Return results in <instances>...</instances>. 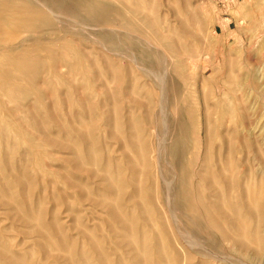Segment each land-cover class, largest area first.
Instances as JSON below:
<instances>
[{
    "label": "rangeland",
    "instance_id": "374dc122",
    "mask_svg": "<svg viewBox=\"0 0 264 264\" xmlns=\"http://www.w3.org/2000/svg\"><path fill=\"white\" fill-rule=\"evenodd\" d=\"M32 1L42 3V0H32ZM104 1L107 4H109V2H110L109 5L114 4V5H112L113 7L115 5L122 6V7L116 6V7H119L118 10H121V14H122L121 17H119L118 15L116 17H111L110 21L113 20L112 22L109 21L110 23L102 24L101 22L100 23H98L97 21L94 22L93 19L86 18L85 13H84L85 15L83 17L81 16V18H78L77 16H74L72 14H69V15L66 14V13H70V11L68 12L66 10V12H65L64 9L61 11L62 14L57 12V11L55 13V14H57L56 16H58L55 18L56 22L58 21V23L55 22L57 24L56 27H58L57 28L58 34H60V36H62L64 39H67L69 37L66 40V42L68 41V43L73 44L74 47H77V50L79 49L78 51H76V53H72V57H74L75 59H78L77 57L80 56L79 59H82L83 63H84L85 59H86V61H85L86 64L88 63L86 72L88 71L87 73L90 75H87V73H86L85 79L89 76L87 78L89 80V82H87L86 85H84L85 82H84L83 77H82V76H84V74L79 69H77L78 71H76V69H74V68L71 70V68L65 67L63 62L57 61L58 62L57 63L58 65L56 64L57 74L62 76L61 77L62 83L58 82L57 85L56 84L53 85V82L56 81L54 76L51 79L50 75L47 74L46 72H43V71H42V73L39 74V76L37 78L39 85L43 89L42 92H44V94H43V100L45 99L44 103L46 102L45 105L47 108H49V110H47V108L45 109V106L41 107L36 102L37 96L34 93H33L34 94L33 95L31 92H27L24 89L19 91L20 93H22V98H20L15 103L11 102V100H9V99H8L9 100L8 101L6 99V97H4L5 98L4 102L5 101L7 102V103L6 102L5 103L8 105V107L11 109H14V111L12 112V117H15V119H18V117H19L20 120L22 121V123H24V121L29 118L28 119L29 123H27V120H26L25 121L26 125H25V123H24V125H22L23 129L27 130L28 128L29 129L31 128L30 130H32L34 127L33 122L35 119H37V117H38V120L37 121L35 120V123L36 122L41 123L42 126H43V124L50 126V127L44 126V128L48 127L49 129L45 128V130H43V127H42V130L45 133L47 132L46 135L47 136L49 135L48 137L50 138V141L52 142V143L51 142L50 143L52 145L47 143V145H45L46 147H44V145H43L44 148L43 147L42 148L46 149L45 150L46 153L49 151L48 152L49 154L47 153L48 157H45L46 160L44 159L45 161H43V164L49 165L48 167H45L47 169L45 171L46 172L49 171L52 174L50 176L48 173V176H45V175H43V173H37L34 170L33 171H34L35 175L33 174V172L32 173L29 172L30 175L31 174L34 175V177H33V175L30 176L33 178V181H34V178H35V180L37 179L35 176H38V174H39L40 178H39V176H38V178L40 180L39 179L38 180L40 182H43L41 184L42 186L41 185L36 186L37 188L35 189L36 191H34V192L35 193L38 192L36 194L39 196V194H41V192L43 193V191H45V188L47 187V189H49V190L46 189L48 194H46L45 193L46 191H45L44 192L45 195L43 193V195H44L43 198L45 196H47V197H49V200L52 201V200H54L53 197L55 195H57V190L62 191L64 189L63 188L65 186L64 184L61 185V183H58L56 181L57 180L56 178H54L55 181L53 180V172L54 171L57 172V170L59 171L60 170L59 168H61V167L58 165L62 164V159L56 160V158H59V156L62 157L63 162H64V159H66L68 161L67 162L65 160V162H67L66 164L71 162L70 160L73 159V155H76V154H74L73 149L64 148L61 143L67 144L68 142L65 141L66 139H68L67 141H69V142H70V139H71V141H75L76 139H74V138H76L77 134H78L77 140L83 139V138L87 139V136L90 134H92V136L94 135L93 137L99 136L101 139L96 138V137H95V139L96 140L100 139V140H102V142H98L99 140H97V141L94 140V141L96 142V144H97V142L99 143L96 145L99 149L98 151H101L104 154L98 155L95 152V156H96L95 159H98L99 156H104V159H103V157H101L99 159L105 160L102 162L106 163L107 159H105L106 158L105 155H107L108 160H109V158L110 159L114 158L117 162H118L117 159H119V161L122 160V162L125 161L124 162L125 164H127V162H128L127 165H131L132 168H129L131 166H128L126 168L125 167L126 165L124 166V164L121 162L122 163L121 168L123 170L122 172L124 173V175H127V176L129 175V178H130L132 176V173H137L135 175L138 176V171H137L138 166L136 164L138 162L137 161L138 156L136 155L137 158L136 159L134 158V160H133V161H135L134 165L131 163L132 161L130 160V159H133L132 158L133 155H131L133 153L132 152L133 150H131V149L133 147H138L137 146L138 144H136V146H133L135 141H134V143L132 141H130V143H132V145L130 147L129 143L126 142V139H125V141L123 140V134L122 133L124 131H126L125 130L126 128H128V130H127L128 132L126 131V133H124V134H126V135L129 134L128 136L134 137L135 138L134 140H137L136 143H138L137 138L142 137V136H143L142 139L145 141V144L148 142V144H146V146H147L149 151L147 152L146 157H149L148 159H150V160H148V161H149L150 165L152 164L150 166V167H152V169L149 168L151 170L150 171L151 172V179L149 180V185L151 183V187L148 185L149 186L148 190L150 192V189H151L150 193L155 194L154 195L155 197H153L154 200H158L157 203H156V201H154V204L155 205L157 204L156 207L158 206L157 210H158V213L160 214V219L164 225V229L166 231H168L167 233L169 236H171L170 237L171 240H172V238H174L172 240L174 248H176L182 254L183 253H186V254L190 253L191 255H193V257H194L192 260L193 264H198V263L199 264H264V250H262L261 248H257V247H252L248 250L239 249V247L235 246L230 240L225 239L220 230H218V229L216 230V228H213L211 226L210 221H207L206 218L201 220V222H200L201 224H203L202 228H201L202 230H200V231L195 229L192 226V224H190L191 226L188 224L190 217L188 218V216H186L187 211L183 210V208H179L180 205H178V203L175 202V199L173 197V195H174V193L178 187V185L176 183L177 177L174 175L175 169L169 160L170 157L168 158V153L171 152L169 150H171V145H172V142L174 141V136L176 134L175 128H174L176 126L175 124H177L179 117H181L183 115L184 117H186L188 119V122H189L190 146L188 149L189 151L187 152L185 157H186V160H188V162L191 163L190 172L193 174L192 175L193 176V183H194L193 186H195V185H196L195 187L201 186L202 189L204 187L203 198L204 199L206 198L207 203L209 200V203H208L209 206L213 202L212 199L214 198V195H213L214 193H212L211 190L206 189V182L204 180L202 181V179L200 178L201 175H207L208 170L206 167H207V164L209 162H211L210 163L211 166H215V165L220 166L221 159L225 160L226 158H230L231 170L234 172L237 171V175L240 177V179L242 178L241 182H244V179H243L244 175L247 176V174H248L249 176H251L252 183L256 184L257 187H260V188L263 187L264 188V0H148V1L144 0V3L140 2V0L139 1L138 0H130L133 3L126 2L125 0L124 1L123 0H108V1L104 0ZM151 1L155 2L153 4V6H151L152 5ZM66 2H68V1L66 0ZM136 2H138L137 4L139 6L136 4ZM150 2H151V5H150ZM127 3L128 4L130 3L129 5H131V7L135 6V8H136L135 12L129 11L130 8H128V7H130V6ZM146 3H148V5ZM123 4H125V5H123ZM143 4H145V7ZM147 7H148V9H147ZM150 7H152V8H150ZM123 8H124V10L126 9L125 12H123ZM141 8H142V10H140ZM151 10H153V11L151 12ZM63 11H64V14H63ZM127 11L130 14L134 13V15H131V18H129L130 15H129V17L127 16V14H129ZM139 11H141V12H139ZM60 14L63 16H61ZM70 15H72V17L74 16V18L71 19ZM123 15H125V16L122 17ZM137 15H138V17L134 18ZM132 16H134V17H132ZM148 16H149V18H146ZM151 16H152V18H151ZM76 17L78 18V20ZM142 17H145V19H142ZM82 18H84L85 20H82ZM139 18L143 21H141ZM130 19H133V20H130ZM59 20H60V22H59ZM81 20L85 21V22H82ZM87 20L91 21V22L93 21V22L91 23V22H88ZM158 20H160V21H158ZM181 20L184 22L186 21L185 22L186 24H183V22ZM191 20H193V21H191ZM130 22H132V25ZM133 22H134V24H133ZM144 22H145V24H144ZM148 22H150L149 24L152 26H148L149 25ZM151 22H153V23H151ZM178 22H179V24H178ZM187 22H188V24H187ZM190 22H191V24H190ZM61 23L64 25L60 26V25H62ZM93 23H96V24H93ZM70 24L72 26L71 29L69 28V27H71ZM99 24H102V25L98 26ZM128 24H130L131 26ZM153 24H155L154 25L155 27L153 26ZM104 25H107V26H104ZM96 26L100 27L99 30H98V27L96 28ZM189 26L192 29V32L189 31V30H191V29H188ZM92 27L94 29H92ZM101 27H103V28H101ZM129 27H133V29H131ZM66 28H68L69 30H67ZM106 28L109 30H107ZM95 29H97V30H95ZM101 29H103L105 32L107 31V32H113V33H112V35H111V33H109L110 35L109 34L106 35L105 32ZM173 29H175V30H173ZM63 30H65V31H63ZM172 30H173V32H172ZM61 31L63 32V34L61 33ZM73 31H75L77 33L79 32L80 34L76 35V33ZM168 31H169V33H168ZM69 32H71V33H69ZM98 32H101V34ZM158 32H160L161 35H160V33L158 34ZM164 32H167L168 34H170V37H173L174 39L168 38L169 37L168 34L165 35L166 33H164ZM188 32H191V34L190 33L188 34ZM195 32H196V35H195ZM67 33H69L70 35ZM103 33L105 36H109V38H110V36H112L111 37V38H113L112 43H111L112 45L111 44L109 45V42L104 37ZM173 33H175L176 35L179 34V35H177L178 37L176 36L177 37L176 39L179 40L181 45L175 39V36H174L175 34L173 35ZM20 34L21 35L19 37H21V41H19V40L16 41V44H18L17 46H27L26 42H30L28 39L30 34L27 32H24V31L21 32ZM63 35H67L66 36L67 38ZM163 35H164V37H162ZM197 35H199V36L197 37ZM48 36H50V35H47V37ZM85 36H87V37H85ZM128 36H130V37L128 38ZM51 37H53L55 39V37H57V34H55V35L52 34ZM25 38H26V42L22 43V41ZM33 38H35V35H33ZM130 38H132L131 40L133 41L134 44L137 43V45H141L140 47H145V50L147 49L146 51H149L152 53H157L158 59L156 60L154 65H153V62L152 63L149 62V60L147 59L148 57L143 58V54L141 53V49H139V48L137 49L135 47V45L133 43H131ZM158 38H159V40H158ZM164 38H165V40H164ZM166 38H168V40ZM82 39L84 40V42ZM169 39H171V40H169ZM181 39H182V41H180ZM162 40H164V41H162ZM18 41L21 42V44H19ZM69 41H71V42H69ZM165 41L169 42V43L172 41L173 42L177 41L175 43H178V45L181 46L180 49L182 52L178 51V48H177L178 46L174 50H171L169 48L165 49L164 46L168 47V44H169V43H166ZM100 42L102 44L104 43V46L102 44H100ZM107 43H108V45H107ZM143 43H145V44H143ZM163 44H164V46H163ZM106 45H107V47H106ZM111 46H113V47H111ZM183 46H184V48H183ZM186 46H188V47H186ZM107 48H109V49L111 48L112 51L107 49ZM185 48L187 49L186 51H185ZM83 49H84L85 53H84ZM168 49L170 51H168ZM101 50H103V51H101ZM86 51L89 53H87ZM95 51H97V53ZM178 52H180L181 54L180 53L178 54ZM99 53H102V54H99ZM103 53H105L107 55V57L105 55L106 58L103 56L104 55ZM175 53L177 55H175ZM182 53H184V54H182ZM97 54H98V57H96ZM140 54H142V56ZM82 55H83V57H82ZM93 55H95V56H93ZM99 55H102L103 59H107L109 61L103 60L102 58H99ZM86 56L87 57L89 56V58H87ZM111 56H112V58H111ZM98 58L101 60V62ZM97 60L99 62H97ZM104 61H107L108 63L104 62ZM102 62L105 65H106V63H107V65H110L109 63L114 64V65H110V66H112L111 68L113 69V67L115 66L116 67L115 69H119V70H111L110 66L106 65L107 67H105V65ZM93 63L96 64V65H94L96 67L98 64V67L100 66L99 67L100 69L97 67L98 70H94L95 71L94 72L93 69H95L96 67L91 66V65H93ZM101 63H102V65H100ZM63 65H64V67H63ZM88 66H90V68H92V69H90ZM177 66L178 67L181 66V67L177 68ZM102 67H104L105 71L111 70V71H109L110 74L107 75V73L105 71H101V69H103ZM66 68H68V69H66ZM154 68H157L158 71H161V72H159L160 74H158V71ZM179 69H181V70H179ZM99 70L101 71V73H105V74H99L100 73ZM72 71H74V73ZM97 71H98V73H97ZM112 71L118 73L116 75V78L118 77L117 79L114 78L116 73H114ZM162 71H164V72H162ZM77 72H78V74H77ZM111 72H112V74H111ZM73 74H76L75 79H78V81L76 83L74 82L75 80L72 79V77H74ZM91 74H93V75H91ZM79 76L81 79L79 78ZM103 76L112 80L113 82L110 80H107ZM63 77L65 78V80ZM102 77L104 78V80H103L104 82L102 81V79H103ZM70 78H71V81H70ZM241 79H242V81H241ZM48 81L52 82V89H50L51 87H49V90L47 88ZM90 82H92V83H90ZM118 82H120V84H117ZM148 82L150 84H148ZM64 83H66V84H64ZM71 83H74V84H71ZM172 83L175 85H172ZM91 84H93V85H91ZM136 84H138V85H136ZM107 85L109 88H106ZM170 85L174 86V90L176 92H173L174 90L170 89V88H172V86H170ZM55 86H56V88H55ZM176 86L179 88L177 89ZM106 89L108 91L109 90L110 91L109 92L105 91ZM112 89H114V90H112ZM111 90H112V92L116 91L117 95L115 94V92L113 93V95H115V97L111 96L112 95ZM150 92L153 93L152 97L148 96ZM107 94H110V97ZM111 97H112V99H111ZM56 99L60 100V101H57ZM85 99H87V100H85ZM19 104L21 105V107H19L20 106ZM84 105H87V106H84ZM86 107L88 109H86ZM90 108H92V109H90ZM183 108H184V110L182 111L181 109H183ZM26 110H28L29 113L25 112ZM29 110L34 111V112H31ZM59 110H61V111H59ZM114 111L117 112V114ZM105 112H106V114H105ZM112 112H114V113H112ZM30 113H32V114H30ZM47 113H49L50 117H52L51 120H49V118H48L49 114H47ZM90 113H92V114H90ZM109 113H112V114H109ZM33 114H36L37 117L36 116L33 117ZM72 114H74V115L76 114L77 116L76 115L72 116ZM54 115H57L56 117L58 118V116H59L60 118L55 119L56 117L53 118ZM120 116L122 119L124 117H126V118H124L123 120L121 118H117ZM176 116H177V118H176ZM9 117H11V116H9ZM21 117H24L25 120H23V118H21ZM75 117L77 119L79 117V119H78L79 121L74 119ZM82 117H86V118H82ZM114 117L117 119H115ZM142 117H144V118H142ZM147 117L150 120H148ZM45 118H47V119H45ZM66 118L68 119V120H66L68 123L64 120ZM91 118L95 122H92L90 120ZM110 118L115 119V120H113V122H112V120H109ZM151 118H153V119L151 120ZM71 119L74 120L75 122L69 123V120H71ZM120 119H121V123L118 121ZM143 119H145L147 122H144ZM30 120L32 121L33 124H31ZM41 120H44L45 123H43V121H41ZM52 120H55V121L58 120V122H62V125H60V127H59V125L57 124L58 122L56 123L55 121H52ZM81 120H84V122L83 121L81 122L83 125L80 123ZM133 120H135V121H133ZM139 120L141 122H139ZM49 121H50V123H49ZM116 121H118L116 124V125H118L117 127L121 126L120 128H118L119 131H116L118 129L112 128V127L117 128L115 125H113L114 122L116 123ZM126 121L130 123L131 127L128 124H126L127 123ZM142 121H143V123H142ZM52 122H54V123L52 124ZM85 122H87L88 124L90 123V124L88 125ZM101 122H103V123H101ZM174 122H175V124H174ZM76 123H78V124H76ZM118 123H120L121 125H119ZM124 123L126 125H124ZM91 124H92V126H91ZM101 124H103V126ZM144 124H146V125H144ZM31 125H32V127H31ZM94 125L99 129L93 128ZM24 126H26L27 128ZM51 126H52V128H51ZM55 126H57V127H55ZM122 126H125V127L122 128ZM78 127L80 128V130L78 129ZM75 128H77L78 132H81L82 129L85 130V132L82 131L81 135L79 136V133H77V131H75V133H73V129L75 130ZM84 128H86L88 130L91 128H93V129H91L90 131H88V130L86 131V129H84ZM61 129L63 130V132ZM122 129H123V132H122ZM46 130H48V131H46ZM94 130H95V132H94ZM97 130H99L101 133L97 134V132H98ZM172 130H174V132ZM59 131H61V133H58ZM70 131H72V132H70ZM208 131H210L211 133ZM48 132H50V134H48ZM83 132L85 133V136H84ZM108 132H111V133H108ZM114 132L119 134V135L115 134ZM120 132H121V134H120ZM135 132H141L142 134H138L139 135L138 136L137 133H135ZM172 132L174 133V136H173ZM57 133L59 134V137H57L58 136ZM133 133H135V134H133ZM208 133H209V137L206 135ZM55 135H56L57 139H56ZM63 135H65V136H63ZM52 136H54V137H52ZM73 136H75V137H73ZM101 136H103V137H101ZM135 136H137V137H135ZM64 137H67V138L65 139ZM14 138H15L14 136L13 137L10 136V139H11L10 144H12V146H14L13 144H15V146L21 144V146L19 145V147L18 146L16 147L17 149L16 148L14 149L15 151L17 150L14 153L17 156H15V158H13V159H15V161L17 159L18 162L20 160L23 161V157H25L23 152L26 151L27 149H25V147H22V146L25 145L26 143L23 141H22L23 143H19L20 141L16 142L18 139H14ZM58 138H60V141ZM207 138H209V142H206ZM210 138H212V139H210ZM110 139H111V141H110ZM120 140H121V142H119ZM122 140L124 141V143H122ZM37 141L40 142V140H37ZM103 143H104V145H102ZM117 143H119V144H117ZM40 144H41V142H40ZM120 145H121L122 150H120L121 149ZM25 146L27 147V145H25ZM49 146H50V148H49ZM122 146H124V148ZM20 147H22L23 149ZM110 147H111V149H109ZM19 148L22 149V153H21V150ZM100 149H103V150H100ZM123 149H125V150L127 149L126 150L127 152L125 150L123 151ZM19 150H20V154L22 156L16 154V153H19ZM111 150H113V151H111ZM120 151L125 152L126 154L125 153L124 154L126 157L123 156L124 154L121 155ZM206 151L209 153H215V154L218 152L219 153V161L213 160L212 157H211L210 161H208V157H206V153H207ZM101 152H99V154H101ZM14 154L12 153L13 157H14ZM92 154H94V152ZM92 154L90 155L91 159H93V157H94V155H92ZM115 155H116V157H115ZM127 155L130 158H128ZM129 155H131V156H129ZM169 156H170V154H169ZM19 157H22V158H19ZM25 159L27 160V157L24 158V160ZM121 163L118 162L119 165H121ZM23 164H26V162L23 161ZM69 165H71V164H69ZM134 166L136 168V170H135L136 172L132 170L134 168ZM124 169H125V171L128 169L126 171V174H125ZM97 171H99V170H95V172H97ZM35 172L37 173V175ZM69 172L71 175L69 174ZM72 172H73V170L68 169V173L66 172V175L69 174L70 176H72L74 174V172L73 173ZM127 173H129V174H127ZM130 173H131V175H130ZM152 173H153V175H152ZM74 175L79 177V182L81 180H83V182L81 181L82 183H85L87 181L85 175H80V176H78L77 174H74ZM43 176H45V177H43ZM137 176L134 177L137 179V181L134 184L136 187H138L137 186L138 182H139L138 179L140 178V176H139V178ZM94 179H95V181H94ZM38 180H37V184H40ZM45 181H46V183H45ZM92 181H94L93 183H95V184H93ZM92 181L88 180V182H87L89 184V186L92 187V189L96 188V190H97L98 188H100V189L102 188V187H99V185L102 186L101 185L102 183L97 184V183L101 182V181H99L98 177H94ZM97 181H99V182H97ZM91 183L94 185V187ZM195 183H197V184H195ZM45 184H46V186H43ZM142 184L143 185L139 184V187L145 186L144 182ZM55 185L58 188H56ZM129 185L130 184L128 183L127 189H131L130 188L131 186L129 187ZM41 187H44V189ZM39 188H41V189H39ZM37 189H39L41 192ZM100 189H98V190H100ZM152 189H154V190L152 191ZM64 190H66V189H64ZM127 191H124L125 195H127V194L129 195L130 190L128 192ZM83 193H86V194H84L86 199L84 200L85 202L84 201L82 202L83 205H82V203L81 204L76 203L75 206L68 205V206H66L67 208L65 206H62V207L59 206L61 209L60 208L57 209V206H55V202H53V201L52 202L47 201L49 203L46 202V205L43 204L44 207L46 206V208H48V207H49V209L51 208L50 215H52L56 210H58V211H56V216H58L57 219L60 220L61 222H63L62 221L63 219L65 220L64 224L67 223L65 225V228L67 230H69L68 231L69 235L70 236L74 235L73 237L81 238V239H82L81 233H80L81 228H83L84 226L93 227V228H96L97 226H99L101 224V222L104 221L103 219H105V217H106L105 210L104 211L102 210V209H104L103 206H105V204H109V205L114 206V203H115L112 200L109 201L108 199H107V201L106 200L104 201L103 198L99 199L100 197L93 196L92 194L90 196V200H88L87 199L88 196H86V195H88L87 194L88 191L87 192L83 191ZM237 193H239V194H237ZM235 194H236V196H239V195L241 196L244 194L246 195V193H244L241 189L236 191ZM13 195L14 194L10 195L11 199H12V197H13V199H15L17 197V194L15 195V198ZM156 195L158 197H156ZM50 196L53 199H50ZM94 197H96V198H94ZM124 197H126V196H124ZM71 198L72 197L69 198V200H70L69 204H72ZM155 198H158V199H155ZM2 200L3 199H1V201ZM260 200L261 199H259L257 201L258 203L256 202L257 205L264 203V199H262L261 201ZM1 201H0V206H3V208L0 207V215L3 214L4 216H6L9 214L8 217L10 220L8 219V217L6 218L3 215L0 216V220L2 221V223L0 224V227L1 228L8 227L5 229L10 231L11 233H14L12 235L8 231L4 232L7 236L3 233V235H5V237L9 236L8 239L10 238L9 239L11 241L10 245H9V247L11 246L10 249L15 247L20 252H22L23 249H24L23 252L32 250L31 247L34 246V243H29V241L34 242V240L37 238V236L34 239V237H35L34 234H31L30 231L25 232L27 230L26 227H28V226H26L25 223L23 224V222L20 220V218L13 211H11L10 209L5 207L4 204L6 201H3L4 204ZM95 201L96 202L98 201V203H95ZM102 201H104V202H102ZM89 202H91V203H89ZM37 204H39V203H37ZM48 204H49V206H48ZM96 205H97V207H96ZM69 206H72L73 208L69 207ZM63 207L65 208V210H67V213ZM88 207H90V208H88ZM52 209H54V210H52ZM71 209L72 210L74 209V210L72 211ZM4 210L5 211L7 210V211L5 212ZM88 210H90V211H88ZM68 211L70 213H68ZM83 211H85V212H83ZM94 211L97 212V214ZM61 212H63V213H61ZM72 212L73 213L79 212L81 214L80 216L83 219L81 217L80 218H74V216H73L74 214H71ZM82 213H83V215H82ZM182 213H184V214H182ZM205 213L207 214V212H205ZM13 214H15V215H13ZM94 214H96L98 216H96ZM217 214H218V216H217ZM50 215H48V217H47L48 220L52 218V216H50ZM64 215H66V216H64ZM220 216L221 215H219V213L215 214L216 218H220ZM1 217H2V219H1ZM68 217H70V218H68ZM100 218H102V219H100ZM67 219L69 221H71V223H69ZM3 220H4V223H3ZM87 220H89V221H87ZM185 221H188V222H185ZM14 222H17V223H14ZM80 222H82V223H80ZM10 223H11L12 227L10 226ZM76 223H78V224H76ZM83 223H84V226L81 225ZM93 223L96 224V226ZM13 224H16L17 227H16V225L13 227ZM77 225L80 226L78 229L76 227ZM18 226L21 228H19ZM22 226L24 227V229H22ZM68 227H69V229H68ZM190 227H192V228L190 229ZM9 228L11 230H9ZM105 228L107 230L101 228L102 230L100 229L99 233H103V235L104 234L106 235L108 232V227L106 226ZM77 231H79V232H77ZM73 232H75V233H73ZM21 233H23V234H21ZM24 233H26V234H24ZM16 235L19 238L16 237ZM19 235H21V236H19ZM24 235H25L26 240L24 238ZM27 235H29V236H27ZM33 235H34V237H33ZM26 236L29 238H27ZM30 236H32V237H30ZM106 236H108V235H106ZM110 236H111V238H110ZM113 236H115V237H113ZM13 238H14V240H13ZM20 238H21V240H20ZM206 238H208V239H206ZM16 239H17V241H16ZM108 239H110L111 241ZM21 242H23V243H21ZM26 242H27V246L25 245ZM115 242L117 243V245ZM120 242L123 243V236L122 235L114 234V235H109L108 237H106V243H108V245L110 247L111 246L114 247L116 245V246H118V249L121 250ZM211 242H214V245L211 244ZM17 243H19V245ZM118 249H116L115 252H116V254H118L117 256H120V254L118 253V252H120V250H118ZM122 249L123 250H121V252H120L121 255L124 253L122 251L126 250V249L124 250V248H122ZM47 251L49 252V249H47ZM50 251H51V249H50ZM30 252L31 251H29L30 258L34 259L35 256L38 257L37 251L33 250V252H31V253ZM195 252L199 253L201 257L200 256L197 257ZM125 253H126V251H125ZM33 254H35V256ZM205 254L206 255L208 254L209 257L206 256ZM217 255H219V256H217ZM63 264H64V262H63Z\"/></svg>",
    "mask_w": 264,
    "mask_h": 264
},
{
    "label": "bare ground",
    "instance_id": "6f19581e",
    "mask_svg": "<svg viewBox=\"0 0 264 264\" xmlns=\"http://www.w3.org/2000/svg\"><path fill=\"white\" fill-rule=\"evenodd\" d=\"M67 1L68 2H66V0H42V3H41V2H34L32 0H0V201H1V199H3L1 201L3 204H4L3 201H6L4 204L5 207L10 209L11 211H13L20 218V220L23 222V224L25 223V225L28 226V227H26L27 230L25 232L30 231L31 234H34L35 235V237L33 235L34 239L37 236V238L34 240V242L29 241V243H34V246L31 247L32 250H29V249L28 250L31 252H33V250L38 252V257L35 256V254H33L35 256V258L37 257L36 259L35 258L33 259V258H30L29 251L23 252L24 251V249H23V251H22L23 253H22L18 249H16L15 247L10 249V247H11V246L9 247L10 242H11L9 240L10 238L8 239L9 236L5 237L6 234L4 233V232L8 231L5 229L8 227H5V228L0 227V264H63V262H64V264H193L192 263V260L194 258L193 255H191L190 253H188V254L183 253L182 254V253H180V251H178L176 248H174L173 241H172L174 238H172V240H171L170 239L171 236H169L167 233L168 231H166L164 229V225L160 219V214L158 213V210H157L158 206L156 207L157 204L156 205L154 204V201H156V203H157L158 200H154L153 197H155L154 196L155 194L150 193L151 189H150V192L148 190L149 186L151 187V183L149 185V180L151 179V172H150L151 170L150 169H152V167H150L152 164L150 165V163L148 161L150 159H148L149 157H146L147 152L149 151L147 146H146V144H148V142L145 144V141L142 139L143 138V136H142V137L137 138L138 143H136L137 140H134L135 139L134 137L128 136L129 134L128 135L124 134V133H126L128 128H126L125 129L126 131H124V132L122 129L123 140L125 141V139H126V142L129 143L130 147L132 145V143H130V141H132L133 143L135 141L133 146H136V144H138L137 145L138 147L132 146L134 148V149L133 148L131 149V150H133L132 151L133 153L131 154V155H133V157H132L133 159H130L132 161L131 163L134 165L135 161H133V160H134V158L135 159L137 158L136 155L138 156V160H137L138 162L136 161L137 162L136 164L138 166V170H137L138 176L135 175L137 173H132V176L130 178H129V175L128 176L124 175V173L122 172L123 170L121 168L122 163L124 164V166L126 165L125 166L126 168L128 166H131V165H127L128 162H127V164H125L124 163L125 161L122 162V160L119 161V159H117L119 163L122 162L121 165H119L118 162L114 158H112V159L109 158V160H108L107 155H105L106 156L105 159H107L106 163L102 162V161H105V160H103L104 156H99L98 159H95L96 158L95 152L98 155L104 154L101 151H98L99 149L96 146L97 144H99L98 142H102V140H100L101 138L99 136L98 137L95 136L96 138H100V139H97V140H99L97 142V144L95 142L97 140L95 139V137H93L94 135L92 136V134L88 135L87 139L83 138V139H79V140H77L78 139L77 138L78 134H77L76 138H74L77 141L76 140L71 141V139H70V142L67 141L68 140V139H66L67 137H64L66 139V140L65 139L64 140L68 143L67 144L61 143L64 148L73 149L74 154H76V155H73V159H71L70 160L71 162H69L68 164H66L68 162L66 159H64V162H63L62 157L59 156V158H56V160L62 159V164L61 165L57 164L61 168H59L60 169L59 171L57 170V172L56 171L53 172V180H54V178H56L57 179L56 181L58 183H61V185L64 184L65 186L64 187L62 186V187L64 189H66V190L61 189L62 191L57 190V195L54 194L55 195L53 197L54 200H52V201L55 202V206H57V209H59L62 206H65V207L68 205L75 206L76 203L81 204L86 199L85 195H84L86 193H83V191H86V192L88 191V193H87L88 195H86V196H88V198H87L88 200H90V196L92 194L93 196L100 197L99 199L103 198L104 201L105 200L107 201V199H108L109 201L112 200L113 202H115L114 206L109 205V204H105V206H103L104 209H102V210L103 211L105 210L106 217L104 216L105 217V219H103L104 221L101 222V224L99 226H97L96 228L84 226V223L81 224L82 226H84L83 228H81V232H80L82 239L73 237L74 235L73 236L69 235V232H68L69 230H67L65 228V225L67 224V223L64 224L65 220L63 219L62 220L63 222H61L60 220L57 219L58 216H56V211H58V210H56L52 215H50L51 208L49 209V207L46 208V206L45 207L43 206V204L46 205L47 201H50L49 197H47V196H45L43 198L45 193L48 194L47 190H49V189H47V187L45 188L46 192L43 191V193L45 192L44 195L39 190L41 188L44 189V187L37 189L41 192L42 195L39 194V196H38L36 194L38 192H36V193L34 192V191H36L35 190L37 188L36 186L37 185L40 186L43 183V182L39 181L40 180L39 174H38L39 178H38V176H35L37 179L35 180V178H34V181H33V178L30 176L34 174V171H36L37 173H43V175H45V176H48V173L50 176L52 174L49 171L48 172L45 171V170H47L45 167H48L49 165L46 164L47 165L46 166L43 164V161L46 160L45 157H48L47 153L49 152L48 151L46 153V151H45L46 149H43V148L46 147L45 145H47V143L48 144L52 143L50 141V138L48 137L49 135L48 136L46 135L47 132L45 133L43 131V130H45V128L49 129L48 127L44 128V126H49V125L43 124V126H42L41 123H37V122L35 123V120L37 121L38 117L36 114H33V117H35V116L37 117V119H35L33 122L34 124L30 120L31 124L34 125L33 129L32 130H30L31 128L30 129L28 128L27 130L23 129L22 125H24V123L26 125V122H25L26 120H27V123H29L28 122L29 118L25 120L24 117H21V118H23V120H25L24 123H22V121L20 120L19 117H18V119H15V117H12V112L14 111V109H11L8 107V105L6 104L7 102L6 101H5L6 103L4 102V100H5L4 97H6L7 100L9 99V100H11V102L15 103L20 98H22V93H20L19 91L24 89L27 92H31L32 94L34 93L37 96L36 102L41 107L45 106V109H46L47 108L45 105L46 102L44 103L45 99L43 100L44 92H42L43 89L39 85L37 78H38L39 74L42 73V71L46 72L47 74L50 75L51 79L54 76L56 81L53 82V85H55V84L57 85L58 82H61V77H62V76L57 74L56 64L60 61L63 62L65 67L71 68V70L74 68V69H76V71H78L77 69H79L84 74V76H82L83 80L85 82L84 85H86V83L89 82V80L87 79L89 76L85 79L86 73L88 72V71L86 72L87 65H88V63L86 64V62H85L86 59L83 63V60L79 59L80 56L77 57L78 59H75L74 57H72V53H76V51H78L79 49L77 50V47H74L73 44L68 43V41L66 42V40L69 38V37L68 38L66 37L67 35H63L67 38V39H64L62 36H60V34H58V29H57L58 27H56V25H57L56 23H58V21L56 22V20H55V18L58 17V16H56L57 14H55L56 11L62 14L61 11L64 9L65 12H66V10L68 12L70 11V13H66V14H68V15L72 14L74 16H77L78 18H81V16L83 17L86 14V18L93 19L94 22L97 21L98 23L101 22L102 24H107V23L112 22L113 20L110 21L111 17H116L117 15L119 17H121V15H122L121 10H118L119 7H116V6H120V5H115L113 7L112 5H114V4L109 5L110 2H109V4H107V3H105L104 0H67ZM125 1L131 2L130 0L129 1L125 0ZM140 2L144 3V0H140ZM151 2H150V5H151ZM131 3H133V2H131ZM137 3L138 2H136V4ZM154 3L155 2H152L151 6H153ZM146 4L148 5V3H146ZM123 5H125V4H123ZM143 5L145 7V4H143ZM129 6H130V7H128V8H130L129 11L135 12V10H136L135 6L134 7L133 6L131 7V5H129ZM120 7H122V6H120ZM148 7H147V9H148ZM150 8H152V7H150ZM140 10H142V8ZM125 11H126V9L124 10V8H123V12H125ZM152 11L153 10H151V12ZM139 12H141V11H139ZM63 14H64V11H63ZM72 15H70L71 19L74 18V16L72 17ZM129 15H130V17H129ZM131 15H134V13L133 14H130V13L127 14V16L129 18H131ZM138 15L136 17H134V16H132V17L137 18ZM61 16H63V15H61ZM124 16L125 15H123L122 17H124ZM149 16L146 18H149ZM78 18H77V20H78ZM151 18H152V16H151ZM142 19H145V17H142ZM82 20H85V19L82 18ZM130 20H133V19H130ZM141 21H143V20H141ZM158 21H160V20H158ZM191 21H193V20H191ZM59 22H60V20H59ZM82 22H85V21H82ZM88 22H91V21H88ZM182 22H183V24H186L185 23L186 21L185 22L182 21ZM130 23L132 25V22H130ZM149 23L150 22H148V24ZM151 23H153V22H151ZM93 24H96V23H93ZM102 24H99L98 26H100ZM133 24H134V22H133ZM144 24H145V22H144ZM178 24H179V22H178ZM187 24H188V22H187ZM190 24H191V22H190ZM63 25L64 24H62L60 26H63ZM128 25H130V24H128ZM154 25L155 24H153V26ZM70 26H71V24H70ZM98 26H96V28ZM104 26H107V25H104ZM148 26H152V25L149 24ZM69 28L71 29L72 26ZM99 28L100 27H98V30H99ZM101 28H103V27H101ZM129 28L133 29V27H129ZM66 29L69 30L68 28H66ZM92 29H94V28L92 27ZM188 29H191L190 26ZM95 30H97V29H95ZM101 30H103V29H101ZM107 30H109V29H107ZM173 30H175V29H173ZM173 30H172V32H173ZM23 31L30 34L28 37L30 42H26V38H25L22 41V43L26 42L27 46H17L18 44H16V41L17 40L21 41V37H19V36L21 35L20 33ZM63 31H65V30H63ZM75 31H73V32H75ZM189 31L192 32V29ZM71 32H69V33H71ZM106 32H105L106 35L109 33H111V35H112V33H113V32H107V33ZM191 32H188V34L189 33L191 34ZM61 33L63 34L62 31H61ZM69 33H67V34H69ZM75 33H76V35L80 34L79 32L78 33L75 32ZM98 33L101 34V32H98ZM159 33L160 32H158V34ZM164 33H166L165 35H167L169 33V31H168V33L167 32H164ZM52 34H54V35L57 34V37H55V39H54L53 37H51ZM174 34L175 33H173V35ZM33 35H35V38H33ZM47 35H50V36L47 37ZM103 35H104V33H103ZM160 35H161V33H160ZM177 35H179V34H177ZM177 35L176 34L174 35L175 39L178 37ZM195 35H196V32H195ZM168 36H167L168 38H173V37H170V34H168ZM198 36L199 35H197V37ZM85 37H87V36H85ZM104 37L108 40L109 45H110L112 43V39H113V38H111L112 36H110V38H109V36L104 35ZM129 37L130 36H128V38ZM162 37H164V35ZM168 38H166V39L168 40ZM131 39L132 38H130V40ZM158 40H159V38H158ZM164 40H165V38H164ZM164 40H162V41H164ZM169 40H171V39H169ZM173 41L170 43L165 41L166 43H169V44H168V47H165L163 44L164 48L165 49L169 48L171 50H174L178 46L177 47L178 51H181V49H180L181 43L179 42V40H177V41L179 42L180 45H178V43H175L177 41H175V42H173ZM180 41H182V39ZM69 42H71V41H69ZM83 42H84V40H83ZM131 43H133L132 40H131ZM19 44H21V42H19ZM100 44H102V43L100 42ZM143 44H145V43H143ZM102 45L104 46V43ZM107 45H108V43H107ZM107 45H106V47H107ZM134 45L137 49L138 48L141 49V53L143 54V58L148 57L147 59L149 60V62L150 63L153 62V65H154V63L158 59L157 53H152V52L146 51L147 49L145 50V47H140L141 45H137V43ZM188 46H186V47H188ZM111 47H113V46H111ZM183 48H184V46H183ZM107 49H109V48H107ZM169 49H168V51H170ZM109 50H111V48ZM186 50L187 49L185 48V51ZM83 51H84V49H83ZM101 51H103V50H101ZM95 52L97 53V51H95ZM84 53H85V51H84ZM87 53H89V52H87ZM179 53L180 52H178V54ZM99 54H102V53H99ZM103 54H104L103 56L105 57L106 54L105 53H103ZM142 54H140V55L142 56ZM182 54H184V53H182ZM175 55H177V54L175 53ZM93 56H95V55H93ZM82 57H83V55H82ZM96 57H98V54ZM106 57H107V55H106ZM87 58H89V56ZM99 58L103 59L102 55H99ZM111 58H112V56H111ZM103 60H107V59H103ZM107 61H109V60H107ZM107 61H104V62H107ZM97 62H99V61L97 60ZM100 62H101V60H100ZM102 63L100 65H102ZM107 63H106V65H107ZM109 64L114 65L111 63H109ZM64 65H63V67H64ZM94 65H96V64L93 63V65H91V66H94ZM106 65H105V67L110 66V65H107V66ZM88 67L90 68V66H88ZM94 67H96V66H94ZM97 67H98V64H97ZM111 67L112 66H110V68ZM179 67H181V66H179ZM179 67L177 66V68H179ZM68 68H66V69H68ZM96 68L93 69V71L98 70V68L97 69ZM102 68L103 69H101V71H105L104 67H102ZM115 68L116 67L114 66L113 69L111 68V70H119V69H115ZM90 69H92V68H90ZM154 69L157 70V68H154ZM111 70H109V71H111ZM179 70H181V69H179ZM74 71H72V72L74 73ZM101 71L99 74H105V73H101ZM109 71L108 70L105 71L107 73V75L110 74ZM112 72H114V71H112ZM112 72H111V74H112ZM159 72H161V71H158V74H160ZM162 72H164V71H162ZM97 73H98V71H97ZM114 73H116L115 77H114V78H116V75L118 73L117 72H114ZM77 74H78V72H77ZM73 75H74V77H72V79H74L75 80L74 82L76 83L78 81V79H75L76 74H73ZM87 75H90V74L87 73ZM91 75H93V74H91ZM80 76H79V78H80ZM103 77H105V76H103ZM106 79L110 80L108 78H106ZM64 80H65V78H64ZM103 80H104V78L102 79V81ZM70 81H71V78H70ZM110 81H112V80H110ZM241 81H242V79H241ZM90 83H92V82H90ZM64 84H66V83H64ZM71 84H74V83H71ZM117 84H120V82H118ZM148 84H150V83L148 82ZM91 85H93V84H91ZM136 85H138V84H136ZM172 85H175V84L172 83ZM172 85H170V86H172ZM49 87H51L50 89H52V82L48 81V83H47L48 90H49ZM55 88H56V86H55ZM106 88H109L108 85L106 86ZM178 88L179 87H177V89ZM170 89L174 90V86H172V88H170ZM112 90H114V89H112ZM112 90H111V94H112L111 96L115 97V95H113V93L115 92V94H116V91L112 92ZM105 91H108V90L106 89ZM152 92H150L148 96L152 97L153 96ZM173 92H176V91L174 90ZM107 95H109V97H110V94H107ZM112 97H111V99H112ZM85 100H87V99H85ZM57 101H60V100H57ZM84 106H87V105H84ZM19 107H21V105ZM92 108H90V109H92ZM86 109H88V108L86 107ZM47 110H49V108H47ZM181 110L183 111L184 108ZM29 111H31V110H29ZM59 111H61V110H59ZM25 112H28V110H26ZM31 112H34V111H31ZM114 112H112V113H114ZM112 113H109V114H112ZM115 113L117 114V112H115ZM30 114H32V113H30ZM47 114H49V113H47ZM90 114H92V113H90ZM105 114H106V112H105ZM75 115L72 114V116H75ZM9 116H11V117H9ZM56 116L57 115H54L53 118H55ZM48 118H49V120L52 119V117H50V114H49ZM58 118H60V117L58 116ZM58 118L56 117L55 119H58ZM82 118H86V117H82ZM117 118H121V116L117 117ZM117 118H115V119H117ZM124 118H126V117H124ZM142 118H144V117H142ZM176 118H177V116H176ZM45 119H47V118H45ZM74 119L78 120L79 117H78V119L76 117ZM115 119L110 118L109 120H112V122H113V120H115ZM121 119L118 120L120 123H121ZM152 119L153 118H151V120ZM64 120L66 121L68 119L66 118ZM84 120H81L80 123L82 121L84 122ZM90 120L92 122H95L92 120V118ZM148 120H150V119L148 118ZM41 121H43V123H45L44 120H41ZM52 121H55V120H52ZM118 121H116V123L114 122V124L113 123L112 124L117 127L118 125H116V124ZM133 121H135V120H133ZM143 121L147 122L145 119H143ZM143 121H142V123H143ZM55 122L57 123L58 120ZM70 122L73 123L75 121L71 119V120H69V123ZM139 122H141V121L139 120ZM49 123H50V121H49ZM53 123L54 122H52V124ZM85 123L88 124L87 122H85ZM101 123H103V122H101ZM120 123H118V124L121 125ZM125 123H124V125L128 124L131 127L129 122H127L126 124ZM57 124L60 127V125H62V122H58ZM76 124H78V123H76ZM174 124H175V122H174ZM101 125L103 126V124H101ZM144 125H146V124H144ZM175 125L176 126L174 128H175L176 134L174 136V133H173L174 130H172L173 131L172 133L174 136V141L172 142L171 150H169L171 152L168 153V158L170 157L169 160L175 169L174 175L177 177L176 183L178 185L177 190L175 191L173 197L175 199V202H177L178 205L181 206V207L179 206V208H183V210L187 211V213L185 212L186 216H188V218L190 217L188 224L189 225L192 224V226L195 229L200 231V230H202L201 228L203 225L200 222H201V220L206 218L207 221H210L211 226L213 228H216V230L217 229L220 230L222 232L223 237L225 239L230 240L235 246H238L239 249L248 250L252 247H257V248H261L262 250H264V203H261L260 205L256 204V202L259 199H261V200L264 199V188L263 187H261V188L257 187L256 184L252 183L251 176H249L247 173H246L247 176L244 175V178H243L244 182H241L242 178L240 179V177L237 175V171L234 172L231 170L230 158H226L225 160L221 159L220 166H217V165L211 166V164H210L211 162H209L207 164V167H206L208 170L207 175H201L200 178L202 179V181L204 180L206 182V189L211 190L212 193H214L213 194L214 198L212 199L213 202L210 204V206H211L210 207L208 205L209 200L207 203L206 198L205 199L203 198L204 187L202 189L201 186L200 187H195L196 185L193 186V184H194L193 183V176H192L193 174L190 172L191 163H189L185 157L187 152L189 151L188 149L190 146V134H189L188 119L182 115L181 117H179L177 124H175ZM57 126H55V127H57ZM91 126H92V124H91ZM94 126H93V128L99 129L96 126L95 127ZM24 127H26V126H24ZM31 127H32V125H31ZM42 127H43V130H42ZM120 127H117V128L112 127V128L118 129ZM123 127H125V126H122V128ZM51 128H52V126H51ZM93 128H91V129H93ZM78 129L80 130L79 127H78ZM84 129H86V128H84ZM91 129H89V130L86 129V131L87 130L90 131ZM46 131H48V130H46ZM75 131H77V128H75V130L73 129V133H75ZM82 131L85 132V130H83V129H82ZM97 131H98L97 134L101 133L99 130H97ZM116 131H119V129ZM62 132H63V130H62ZM70 132H72V131H70ZM81 132L77 131V133H79V136L81 135ZM84 132H83V134L85 136ZM94 132H95V130H94ZM208 132H210V131H208ZM58 133H61V131H59ZM108 133H111V132H108ZM135 133H137V135L142 134L141 132H135ZM135 133H133V134H135ZM48 134H50V132H48ZM115 134H117V133H115ZM120 134H121V132H120ZM117 135H119V134H117ZM206 135L209 137V133ZM10 136L11 137L14 136L15 137L14 139H18L17 141L15 140L16 142L20 141L19 143H23V142L26 143L25 145H27V147L22 144L23 145L22 147H25V149H27L26 151L23 150L24 151L23 153L25 156V157H23V161H25L26 164H23L22 160H20L18 162L17 159H16V161H15V159H13V158H15V156H17L14 154L17 150L15 151L14 149L17 146L19 147V145L21 146V144L18 143L19 145H17V146H15V144H13L14 146H12V144H10L11 143ZM63 136H65V135H63ZM52 137H54V136H52ZM55 137H56V135H55ZM57 137H59V134ZM57 137H56V139H57ZM73 137H75V136H73ZM101 137H103V136H101ZM135 137H137V136H135ZM60 138H58L59 141H60ZM210 139H212V138H210ZM37 140H40L41 144ZM123 140H122V143H124ZM110 141H111V139H110ZM119 142H121V140ZM206 142H209V138H207ZM117 144H119V143H117ZM43 145H44V147H43ZM102 145H104V143ZM22 147H20V148H22ZM122 147L124 148V146H122ZM49 148H50V146H49ZM120 148H121V145H120ZM22 149H20L21 153H22ZM109 149H111V147ZM20 150H19V153H16V154L22 156L20 154ZM100 150H103V149H100ZM113 150H111V151H113ZM120 150H122V148ZM124 150L125 149H123V151ZM93 152H94V154H92ZM99 152H101V154H99ZM12 153L14 154V157L12 156ZM120 153L122 155L125 152L120 151ZM217 153L215 154V153L207 152L206 157H208V161H210L211 157L213 158V160L219 161V153L218 154ZM91 154L94 155L93 159L90 158ZM125 154L123 156H125ZM169 154H170V156H169ZM131 155H129V156H131ZM26 157H27V160L26 159L24 160V158H26ZM101 157H103L102 160L99 159ZM115 157H116V155H115ZM127 157H128V155H127ZM19 158H22V157H19ZM128 158H130V157H128ZM65 160L67 162H65ZM69 164H71V165H69ZM129 168H132V166ZM134 168H135V166H134ZM134 168L132 169L133 171L136 170V168L135 169ZM68 169L73 170L74 174H77L78 176L85 175L87 181L85 183H82L83 180H81L82 182L81 181L79 182V177H77L74 174L72 176H70L71 175L70 172H69L70 175L69 174L66 175V172L68 173ZM95 170H99V171L95 172ZM124 171H125V169H124ZM126 171H125V174H126ZM29 172H31V173L33 172V174L30 175ZM37 173H36V175H37ZM127 174H129V173H127ZM34 175H33V177H34ZM130 175H131V173H130ZM152 175H153V173H152ZM45 176H43V177H45ZM136 176L138 178L140 176V178L138 179L139 180L138 185L136 184L138 187H136L134 185L135 182L137 181V179L134 178ZM94 177H98L99 181H101V182L97 181V182H99V183L96 182L97 184L102 183L101 184L102 186L99 185V187H102V188L101 189L98 188L100 190H98V189L96 190V188L92 189V187L89 186V184L87 183L88 180L92 181ZM37 180L39 181L40 184H37ZM46 181H45V183H46ZM94 181H95V179H94ZM94 181H92V183ZM143 182L145 185L144 187L141 186V185H143L142 184ZM128 183L130 184L129 187L131 186L130 187L131 189H127ZM93 184H95V183H93ZM139 184H141L140 185L141 187H139ZM195 184H197V183H195ZM56 185H55V187H56ZM43 186H46V184ZM93 187H94V185H93ZM56 188H58V187H56ZM240 189L244 193H246V195L244 194L241 196L240 195L236 196L235 192L240 190ZM127 190L128 191L130 190L129 195L124 194V191H127ZM153 190L154 189H152V191ZM12 194H14L13 195L14 198H15V195L17 194V197L15 199H13V197H12V199H11L10 195H12ZM237 194H239V193H237ZM51 196H50V199H53V198H51ZM124 196H126V197L128 196V197L126 198ZM70 197H72L71 198L72 204H69V201H70L69 198ZM96 197H94V198H96ZM156 197H158V196L156 195ZM155 199H158V198H155ZM52 201H50V202H52ZM104 201H102V202H104ZM37 203H39V204H37ZM47 203H49V202H47ZM89 203H91V202H89ZM95 203H98V201L97 202L95 201ZM82 205H83V203H82ZM48 206H49V204H48ZM0 207L3 208V206H0ZM69 207H72V206H69ZM96 207H97V205H96ZM88 208H90V207H88ZM54 209H52V210H54ZM64 210H65V208H64ZM65 211L67 213V210H65ZM88 211H90V210H88ZM63 212H61V213H63ZM83 212H85V211H83ZM205 212H207V214ZM68 213H70V212L68 211ZM95 213L97 214V212H95ZM216 213H219V215H221L220 218L215 217ZM15 214H13V215H15ZM71 214H74L73 215L74 218H80L81 217L80 216L81 214L79 212L78 213L72 212ZM96 214H94V215H96ZM182 214H184V213H182ZM2 215L3 214H1L0 216H2ZM8 215H6V216L3 215V216L7 218ZM48 215L52 216V218L49 220L47 219ZM82 215H83V213H82ZM64 216H66V215H64ZM96 216H98V215H96ZM217 216H218V214H217ZM68 218H70V217H68ZM1 219H2V217H1ZM8 219H9V217H8ZM100 219H102V218H100ZM87 221H89V220H87ZM68 222L71 223V221H69V220H68ZM185 222H188V221H185ZM1 223H2V221L0 220V224ZM3 223H4V220H3ZM14 223H17V222H14ZM80 223H82V222H80ZM76 224H78V223H76ZM15 225L16 224H13V227ZM94 225L96 226V224H94ZM10 226H11V223H10ZM106 226L108 227V232L106 235L109 236V235L116 234V235H122L123 236V243L120 242V244H121L120 246H121V250H123L122 248H124V250L126 249L125 250L126 253H125V251H122L124 253L121 255V253H120L121 250L118 249V246H116L117 245L116 242H115L116 245L114 247H112V246L110 247L108 245V243H106V237H108V236H106L105 234L103 235V233H99L101 228L107 230L105 228ZM16 227H17V225H16ZM76 227L78 229L80 226L77 225ZM19 228H21V227H19ZM191 228L192 227H190V229ZM22 229H24L23 226H22ZM68 229H69V227H68ZM9 230H11V229L9 228ZM8 232H10V231H8ZM75 232H73V233H75ZM77 232H79V231H77ZM3 233L5 235H3ZM11 234L13 235L14 233H11ZM21 234H23V233H21ZM24 234H26V233H24ZM17 235H16V237H18ZM19 236H21V235H19ZM27 236H29V235H27ZM30 237H32V236H30ZM113 237H115V236H113ZM24 238H25V235H24ZM27 238H29V237H27ZM110 238H111V236H110ZM208 238H206V239H208ZM13 240H14V238H13ZM20 240H21V238H20ZM25 240H26V238H25ZM108 240H110V239H108ZM16 241H17V239H16ZM27 242L25 244L26 246H27ZM21 243H23V242H21ZM17 244L19 245V243H17ZM211 244L214 245V242H211ZM47 249H49V252L47 251ZM50 249H51V251H50ZM116 249L120 250V252H118L120 254V256H117L118 254H116V252H115ZM197 252H195V254L198 257V256H200V254ZM206 256H208V254ZM217 256H219V255H217Z\"/></svg>",
    "mask_w": 264,
    "mask_h": 264
}]
</instances>
